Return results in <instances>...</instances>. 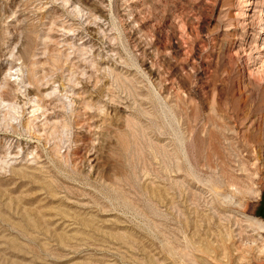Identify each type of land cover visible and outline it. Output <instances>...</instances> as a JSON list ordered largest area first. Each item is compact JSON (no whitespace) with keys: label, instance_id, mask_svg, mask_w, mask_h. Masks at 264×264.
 I'll return each mask as SVG.
<instances>
[{"label":"rangeland","instance_id":"374dc122","mask_svg":"<svg viewBox=\"0 0 264 264\" xmlns=\"http://www.w3.org/2000/svg\"><path fill=\"white\" fill-rule=\"evenodd\" d=\"M263 198L264 0H0V264H264Z\"/></svg>","mask_w":264,"mask_h":264},{"label":"trees","instance_id":"16d2710c","mask_svg":"<svg viewBox=\"0 0 264 264\" xmlns=\"http://www.w3.org/2000/svg\"><path fill=\"white\" fill-rule=\"evenodd\" d=\"M264 201V198H263ZM259 215L264 218V209L262 207H260L259 211H258Z\"/></svg>","mask_w":264,"mask_h":264},{"label":"bare ground","instance_id":"6f19581e","mask_svg":"<svg viewBox=\"0 0 264 264\" xmlns=\"http://www.w3.org/2000/svg\"><path fill=\"white\" fill-rule=\"evenodd\" d=\"M256 223H257V222H256ZM258 225H259V224H258ZM261 226H262V225H261ZM255 227H256V226H255ZM259 228H260V227H259ZM259 228H258V229H259ZM262 230H264V229H262Z\"/></svg>","mask_w":264,"mask_h":264}]
</instances>
